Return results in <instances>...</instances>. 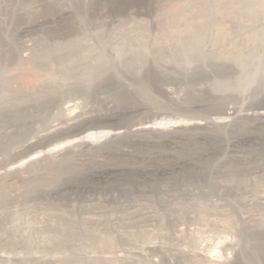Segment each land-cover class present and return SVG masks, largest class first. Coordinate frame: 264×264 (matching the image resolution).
Instances as JSON below:
<instances>
[{"label": "rangeland", "instance_id": "1", "mask_svg": "<svg viewBox=\"0 0 264 264\" xmlns=\"http://www.w3.org/2000/svg\"><path fill=\"white\" fill-rule=\"evenodd\" d=\"M191 38L197 40L195 54L186 67L209 71L210 64L226 63L236 74L229 86L207 83L193 92L158 87L153 71H181L172 61ZM175 44L173 53L169 48ZM72 47L77 48L71 52ZM57 54L81 59L65 68ZM48 55L53 58L44 60ZM144 56V68L153 71L140 91L130 85L127 72L133 59ZM88 72L103 74L107 81L123 78L128 94L116 99L97 88L80 89ZM215 90L237 100L230 114L189 104L200 95L212 97ZM263 93L264 0H0V106L18 104L21 111L23 102L51 96L55 104L37 128L57 126L32 145L0 156V264H176L179 254L192 264H264L262 255L257 262L242 257L254 249L251 233L264 223V179H258L256 192L239 200L233 199L236 179L216 180L208 170L179 176L172 185L175 200L158 190L152 200L138 199V186L130 181L118 187L91 179L109 167L161 163V150L198 158L210 151V140L198 138L205 134L222 148L251 129L243 119L264 110ZM89 134L96 135L92 148L85 142ZM173 136H182L176 146L165 142ZM213 152L204 160L210 166L223 155L219 148ZM262 162L247 166L253 170ZM86 182L85 191L68 188ZM135 200L183 212L162 228H142L145 238L124 235L136 228L110 231V243L98 237L94 224L88 225L91 235L76 231L80 237L51 229L61 219L121 214ZM187 210L191 217L179 221Z\"/></svg>", "mask_w": 264, "mask_h": 264}, {"label": "bare ground", "instance_id": "2", "mask_svg": "<svg viewBox=\"0 0 264 264\" xmlns=\"http://www.w3.org/2000/svg\"><path fill=\"white\" fill-rule=\"evenodd\" d=\"M177 40L179 41V43L182 44L181 42L182 40L181 41L179 39ZM195 40L196 39L193 38L186 40V42L182 44L184 47L183 53L180 52L181 54L178 53L176 56L174 55L175 58L173 59L172 62L175 63L177 68L181 69V71H178L179 74L177 73V71H174L173 73H169V72H163L160 69L158 73H155L151 69L153 71L152 76L155 77L156 80L155 82L158 83V87L162 88L164 85H174L180 88L181 90L183 88L190 90V92H193L195 91V88L198 85L207 84V83H213V85L214 83H216L226 88L227 86L230 85L229 83H231V81L234 80L236 74L234 70H232V67L226 63L223 64L222 66L210 64L211 69L209 71L206 70L204 67H200V66L193 67L192 69L186 67V65L191 63V60L194 57L195 52L192 47L193 44L195 43ZM175 47L176 44L172 48L170 47L171 49L169 48V50H172L173 52V49H175ZM75 48L77 47H72L69 49L71 52H73L75 51ZM58 52H61V50ZM57 56L56 57L58 58V62L61 63L60 65L65 68L67 66L70 67L71 64H75L76 62L79 63L81 59L80 57L70 58L58 54ZM49 57L50 59L53 58V56L51 57L50 55L43 58H45L44 60H46ZM171 57H173V54H171ZM39 62H41V59ZM147 63H148V59L145 56L133 59L132 62L129 63L130 70H128L127 73L128 76L130 77V82H131L130 85H132L136 90H140V91L142 89L144 90L149 82L147 81L149 77L148 74L151 73L152 71L150 72V70L146 69L149 68L147 66L146 68H144V66ZM135 64L137 67L133 69L134 67L133 65ZM142 70L143 72H146L147 77L143 76L144 73H142ZM87 75L89 79H82L80 81L79 85H80V89L82 90H86L89 88H97L98 93H102L116 99L125 97V95H127L129 92L127 84L126 82L123 81V78L118 80L114 79V81L110 79V81H107L108 78L107 80H104L105 78L103 79L104 76L103 74L101 75L96 73L91 74V72H88ZM152 76L151 78H153ZM226 90H215V93L217 92L219 93L218 94L214 93V95H212V97L209 98L207 96L204 97L200 95L198 101L191 102L189 104H192L193 105L192 107L194 108L196 107H199L200 109L214 108L221 110L222 112L226 113V115L230 114L229 112H227L228 110H230V104L236 102L237 100L231 96L229 97L224 95ZM263 98H264V93H263ZM22 104L23 107L21 111L18 110V104L6 106V107L0 106L1 107L0 108V156L12 154L15 151V149L20 148L22 146L32 145V142L34 140L44 138L49 131L55 130L57 128V126L55 125H51V126L48 125L49 127L43 130L37 128V124L43 120L44 112L45 113L48 112L52 104H55L51 96L37 97L36 99L31 100L30 102L27 103L23 102ZM243 121H244L243 123L249 124L251 129H249L240 139L236 137H231L230 140L226 141L225 146L222 148L219 146L218 143H215V138L212 135L209 136L208 134H205L204 137L202 136L198 137L199 139L205 138L204 139L205 141L210 140L207 141L210 146L209 153L202 154V156H199L198 158L195 159L194 158L183 159L180 157L178 158V156L176 157L171 150L170 151L161 150L159 151L161 152V156L165 157V160H163V162L161 163L159 162L158 164L150 163L143 167H139V166L133 167L134 165L133 166L130 165L131 167L128 166L119 167V165L118 167L117 166L109 167L104 170L96 171L91 175V179L96 181L103 180L111 185L118 187H122L123 183H125L126 181L128 182L130 181L134 183L136 187L138 186V197H140L138 199L142 198L143 200H152L153 194L155 193L156 190H158V191H162L161 193L162 196L168 195V197H170L172 200H175L177 199V196L171 191L175 189V187L172 185L174 182H176L179 176H181L184 172L187 171L194 172L197 174V173H205L204 170H208L210 176L216 180L217 178L236 179L237 188L239 189L234 194L233 199L239 200L243 198L244 194H246L248 191L251 193L256 192L257 186L259 185V183H262V181L258 179H264V157L262 156V154H264V110H259L258 112L245 116ZM95 136H96L95 134L94 135L89 134V136H86V139L88 138V140H86L85 142L86 144H88V146L90 147L92 146L93 141L91 143L90 139L95 138ZM176 136L168 138L165 142H167L170 145L173 144L174 146H176L177 143H179L180 141L179 139H182L181 138L182 136L181 137H176ZM187 140L191 141L193 139L187 137ZM216 148H219V150L222 149L223 155L216 163H213L210 166L209 163L205 161L209 156L208 154H213L214 153L213 151ZM120 150H121L120 152H122L124 155L132 154L130 149L129 150L120 149ZM157 154L158 153H156L155 155ZM236 154H240L239 155L240 157L237 156L236 158H234ZM233 160L237 162V165H235L234 167H232ZM260 160H262L263 162L253 170L249 169V167L247 166V163L250 161L259 162ZM243 169H249V170H246L245 172ZM235 172H239L240 176L236 178L234 175ZM241 173L243 177L247 176V178L241 177ZM143 183H147V185L142 186ZM163 183H165V185ZM87 187H90L88 186V182H86L85 184H81V183L70 184L68 188H70V190L73 189L77 191L78 190L85 191ZM139 201L140 200H135L131 202L130 205L128 206L125 204L126 205L125 211L122 212L121 214L120 212L119 214H115L111 216H107L103 214V216H101L102 217L101 219H96V220L80 218L79 221H75L74 219H70L66 221L61 219L60 222L52 226L51 229L55 233H57L58 231H59L58 233L60 234H63L62 232H66L68 235L76 234L77 237H80V234L81 236L83 234L91 235L89 231L90 226L88 227V225L94 224L99 228L100 235L98 237L104 242L110 243L111 239H110V235H108V232L110 231L112 232L114 231L117 234H119L122 231L125 232L126 230H129V228L130 230L136 228L138 229V232L133 231V233H129V234H126L127 232L125 233L123 232V233L128 238H136V237L145 238L144 236L146 235H144V232L141 231L142 228L143 229H148L151 227L162 228L161 226L164 227L165 224H166L165 226H167V224L172 221V218H177V216L174 215L175 213H178L177 215H179L180 212H183V209H177V210L171 209L172 208L171 206H167V207L161 206L160 208H157L156 206V208H154V206L149 205L150 201L146 203ZM191 213H192L191 211L187 210L186 215L188 216L186 217L183 216L184 218L178 217L179 221L185 219L188 220L191 217ZM198 214L202 215L203 212L200 211ZM15 228H16L15 231H18L17 230L18 227L15 226ZM79 229L82 231L80 232V234L76 232L79 231ZM251 236L256 241L254 249L251 252L244 251L242 253V257L248 260H256L257 262L260 255L264 256V223L261 229L251 233ZM23 241L26 243L28 242V240L26 239H23ZM29 246H31V244ZM176 261H177L176 264L194 263L190 258L182 254H179L177 256ZM194 261L197 262L195 259Z\"/></svg>", "mask_w": 264, "mask_h": 264}]
</instances>
